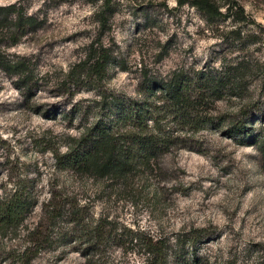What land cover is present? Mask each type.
<instances>
[{"label":"rangeland","instance_id":"374dc122","mask_svg":"<svg viewBox=\"0 0 264 264\" xmlns=\"http://www.w3.org/2000/svg\"><path fill=\"white\" fill-rule=\"evenodd\" d=\"M238 2L243 22L209 21L175 0H111L102 25L96 0H0V192L25 185L36 200L0 229V264H146L148 239L165 244L166 264H264V0ZM235 62L244 93L212 101L197 131L164 121L181 138L168 153L105 171L104 147L85 170L56 166L55 153L114 111L110 97L143 95L149 75ZM228 119H244L258 142L230 137ZM53 190L77 203L80 221L60 216L49 244L23 253ZM101 219L104 239L88 251L85 230Z\"/></svg>","mask_w":264,"mask_h":264},{"label":"trees","instance_id":"16d2710c","mask_svg":"<svg viewBox=\"0 0 264 264\" xmlns=\"http://www.w3.org/2000/svg\"><path fill=\"white\" fill-rule=\"evenodd\" d=\"M100 1V9L96 13L97 20L105 24V16L110 10L111 0ZM178 6L189 5L196 8L209 20L232 17L235 22L246 19L243 6L238 0H175ZM98 57L94 61L101 68L108 62V55L101 44L96 47ZM246 67V66H245ZM241 63H233L225 70L205 71L178 68L165 76L149 75L139 84L143 95L135 97H110V106L106 119L99 117L93 125L83 133L75 147L68 148L64 153H55V164L59 169L85 170L92 157L105 147L104 158L100 166L105 171L116 169H134L147 163L150 159L160 157L175 147L181 139L173 130L164 126V121L175 122L181 126L179 130L197 131L205 126L213 117L210 112L212 101L229 94L241 97L248 82L247 73ZM248 67V66H247ZM112 109V110H113ZM242 114H248L250 105L240 108ZM226 115L221 114L218 124L227 122ZM224 122V123H223ZM226 133L240 143L258 142L252 135L244 119H228ZM177 132V130L175 131ZM112 145L113 149L107 147ZM116 147L120 148L115 151ZM59 190H53L49 198L42 204L43 215L30 233L33 246L28 249L43 248L49 244L55 234V220L68 215L72 221H80L79 206L68 205V199ZM34 192L25 185H19L9 191L0 192V229L17 226L35 205ZM68 206V207H66ZM105 220H100L85 234L89 236L87 250L104 239ZM37 243V244H35ZM37 245V246H36ZM147 252L151 257L146 264H166V246L161 240L148 239Z\"/></svg>","mask_w":264,"mask_h":264}]
</instances>
